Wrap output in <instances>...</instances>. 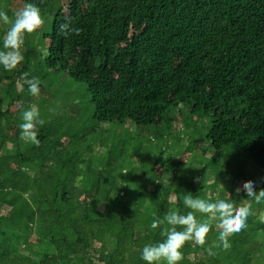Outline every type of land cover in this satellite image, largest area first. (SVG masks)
<instances>
[{"label": "trees", "instance_id": "trees-1", "mask_svg": "<svg viewBox=\"0 0 264 264\" xmlns=\"http://www.w3.org/2000/svg\"><path fill=\"white\" fill-rule=\"evenodd\" d=\"M51 2L59 9L46 33L49 51L86 85L95 121L158 125L167 110L189 101L191 112L201 111L210 118L201 138L214 148V156L224 145L233 144L264 171V0H8L6 4L14 19L27 3L44 15ZM66 17L81 30L79 35L59 34ZM27 46L21 49L24 63L31 52ZM27 69L23 64L16 74ZM5 71L0 65V72ZM12 100L8 104L6 97H0V120L10 113ZM42 137L38 135L39 141ZM163 153H158L161 161ZM11 168L16 173L22 166ZM39 176L27 197L0 190V223H4L0 264H147L141 258L143 247L163 242L161 232L170 227L165 222L153 229V219L163 220L172 210H190L173 200L175 178L168 186H152L155 210L149 212L144 210L148 190L139 183H125L132 192L129 198L119 193L120 184L114 179L103 198L98 196L100 180L84 184L90 192L74 197L78 186L67 178L47 187ZM201 177L202 172L197 174V179ZM2 183L0 179V189ZM200 188L192 184L185 193L195 196ZM50 192H54L52 209L33 206L35 201H47ZM92 201L110 205L99 216L104 230L100 239L91 234L93 221L86 216ZM35 212L45 223L37 233ZM195 216L208 219L199 212ZM27 238L31 249L24 247ZM191 246L199 255L193 263L186 254ZM207 249L213 252L194 241L185 242L178 264H218L222 250L212 257Z\"/></svg>", "mask_w": 264, "mask_h": 264}, {"label": "rangeland", "instance_id": "rangeland-1", "mask_svg": "<svg viewBox=\"0 0 264 264\" xmlns=\"http://www.w3.org/2000/svg\"><path fill=\"white\" fill-rule=\"evenodd\" d=\"M7 1L0 0V11L12 19ZM58 9L56 2L49 3L42 15L44 24L33 33L25 34L23 48L28 45L31 50L26 63L23 60L15 69L0 72V97H6L8 104L15 99L10 113L0 120V179L3 180L0 190L15 191L27 197L34 186V177L39 174L38 181L47 187L67 178L68 183L78 186L74 197L90 192L84 184L100 180L98 196L103 198L114 179L120 184L119 193L127 198L132 192L125 183L146 186L144 210L153 212L152 186H168L175 178L171 188L175 195L187 192L190 185L196 184L202 188L194 197L212 200L218 197L236 206L248 204L250 215L246 227L229 237V249L216 247L219 232L215 221H209L212 226L202 247L213 248L214 255L218 249L222 250L217 257L218 264H264V201L257 204L242 189V184L248 181L253 182L256 191L264 189V171L248 153L237 150L233 144L224 145L222 152H216L214 156V148L208 140L201 138L203 130L210 126V118L201 111L191 112L189 101H184L177 109L167 110L158 125L141 126L130 120L123 124L95 121L92 118L94 105L86 85L75 80L48 48L46 33L50 31L51 18ZM9 27L0 21V32L4 36ZM2 33L0 41L4 38ZM0 50H3V43ZM23 64L29 67L24 72L28 73V79L36 77L40 80L37 96H32L28 86L23 84L24 73L16 74ZM5 75L11 76L3 78ZM33 106L44 120L43 125H37L38 135H43L38 147L21 138L19 127L23 122L22 111ZM82 134L87 137L82 138ZM160 150H164L162 161L165 164L158 156ZM8 160L10 163L6 165ZM211 160L214 162L209 165ZM13 164L21 165L22 169L14 173ZM200 172L203 177L197 179ZM237 188H241L239 193ZM53 194L50 192L47 201H35L33 206L52 209ZM109 209L110 205L102 201H92L87 207L86 216L93 221L91 234L98 239L104 233L99 226V216ZM34 221L37 233L45 223L37 212ZM3 225L0 223V229ZM8 243L9 238L5 236L3 245ZM24 247L32 248L28 238ZM194 250L193 246L186 250L189 263L199 258Z\"/></svg>", "mask_w": 264, "mask_h": 264}, {"label": "clouds", "instance_id": "clouds-1", "mask_svg": "<svg viewBox=\"0 0 264 264\" xmlns=\"http://www.w3.org/2000/svg\"><path fill=\"white\" fill-rule=\"evenodd\" d=\"M0 21L10 25L4 38L3 50H0V65L7 71L15 69L24 60L22 46L25 34H31L44 24V19L40 9L31 3H27L23 8L15 12L14 19H10L7 13L0 11ZM80 29L71 26V18L66 17L64 23L59 27V34L69 36L75 33L80 34ZM28 73L22 74L23 84L28 86V91L32 96L39 95L40 80L36 77L27 78ZM23 87V85H21ZM22 123L20 127L21 138L35 146H39L37 125H43L44 120L40 118L39 110L33 106L22 111ZM242 189L248 197L254 198L257 204L264 201V189L255 190L252 181L242 184ZM241 188H237L239 193ZM174 201H178L185 208L190 209L186 213L172 210L167 213L163 220L154 218L151 228L156 229L165 222L170 227L162 230L161 235L166 238L163 242L154 245H145L142 249L141 258L147 264H178L183 259L181 248L187 241H194L197 245H204L205 238L210 231L211 223L215 221V227L219 232L216 247L227 250L231 247L229 237L240 232L246 227V221L250 215V206L241 204L239 206L228 202L225 199L216 198L204 199L194 197L191 193H179L173 196ZM207 214L208 219L198 220L195 213ZM209 255H214L211 249H207Z\"/></svg>", "mask_w": 264, "mask_h": 264}, {"label": "crops", "instance_id": "crops-1", "mask_svg": "<svg viewBox=\"0 0 264 264\" xmlns=\"http://www.w3.org/2000/svg\"><path fill=\"white\" fill-rule=\"evenodd\" d=\"M42 139H43V137H42ZM41 142V141H40ZM51 142V141H50ZM51 144H52V142H51ZM41 146V145H40ZM54 158H52V160H53ZM48 171V170H47ZM41 183V182H40Z\"/></svg>", "mask_w": 264, "mask_h": 264}]
</instances>
